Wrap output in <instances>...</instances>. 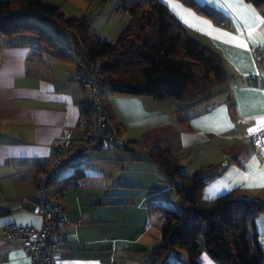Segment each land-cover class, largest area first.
Returning a JSON list of instances; mask_svg holds the SVG:
<instances>
[{
  "label": "crops",
  "instance_id": "0c3cea01",
  "mask_svg": "<svg viewBox=\"0 0 264 264\" xmlns=\"http://www.w3.org/2000/svg\"><path fill=\"white\" fill-rule=\"evenodd\" d=\"M162 1L192 38L220 55L226 81L195 105L159 102L152 96L105 95L123 129L121 136L127 143L136 142V148L93 152L89 162L78 167L87 178L92 174L86 168L104 171L113 165L125 173L135 166L147 182L142 184L156 191L155 180L161 176L147 148L160 144L180 157L187 175L216 166L207 176L206 199L235 188L264 199V146H256L252 139L264 125V82L259 79L262 75L264 80V61L258 63L254 56L256 48L264 47V8L246 0H195L213 10L216 18L183 0ZM34 39L29 34L0 33V182L1 193L7 192L1 196L0 211L8 212L1 218V229L9 223L42 225L43 217L36 210L40 176L55 159L53 141L63 127L78 123L88 101L76 77L78 58L53 56ZM78 167L61 172L52 187L69 214L58 264H152L150 253L158 246L160 234L153 242L141 233L133 235V219L120 225L117 219L93 217L85 208L65 204L70 189H84L82 178L63 190L61 181ZM6 178L13 190L3 183ZM165 183V191H171L172 184ZM257 227L262 238L264 214L258 217ZM202 262L218 264L208 254H203ZM0 264H29L23 244L6 241L2 232Z\"/></svg>",
  "mask_w": 264,
  "mask_h": 264
},
{
  "label": "trees",
  "instance_id": "16d2710c",
  "mask_svg": "<svg viewBox=\"0 0 264 264\" xmlns=\"http://www.w3.org/2000/svg\"><path fill=\"white\" fill-rule=\"evenodd\" d=\"M183 1L217 18L213 10L195 0ZM246 1L264 8V0ZM115 9L131 15L115 42L104 41L90 31L86 16L69 18L60 6L46 0L0 1V33H32L40 49L72 59L67 43L56 40L53 33L37 22L51 20L58 31L72 38L77 58L82 57L90 68L99 67L105 94L109 89L117 95L152 96L159 102L174 100L195 105L226 81L220 55L192 38L164 1L122 0ZM104 105L109 127L121 136L123 129L115 121L106 98ZM90 108L88 100L82 112L90 114ZM135 143L126 142L124 149H135ZM147 153L179 199V209L162 203L149 206L162 220L159 244L150 253L152 264H203V254L218 264H264V247L257 227L258 217L264 214V199L240 188L206 199L207 176L216 166L202 167L187 175L180 157L162 145L147 148ZM84 177V169L78 167L61 181L63 190L77 185ZM7 213L0 211V221Z\"/></svg>",
  "mask_w": 264,
  "mask_h": 264
},
{
  "label": "rangeland",
  "instance_id": "374dc122",
  "mask_svg": "<svg viewBox=\"0 0 264 264\" xmlns=\"http://www.w3.org/2000/svg\"><path fill=\"white\" fill-rule=\"evenodd\" d=\"M46 1L51 5L60 6L63 13L69 18H81L86 16L89 20L90 31L98 34L104 41H117L120 33L127 27L131 19L129 13L115 9L122 0ZM37 22L40 26L53 33L56 40H59L61 43L62 41L67 43V50L72 55V58L75 59L77 57L72 48H70L75 46L71 37L58 31L51 20L38 19ZM29 35L34 36V40L38 41L36 35L32 33H29ZM105 95L110 97L113 94L107 89ZM86 169L88 173L92 175L81 180L84 189H70L64 196L65 204L67 206L70 205L73 208H85V210L89 211L90 215L93 217H108L113 219V221L114 219H117V222L120 225H124L123 223L127 220L133 219V221L136 222L135 228H131L133 235L141 233L142 237H147L155 242V235L160 234L162 220L158 213L150 211L147 204L148 201H150V204L162 202V204L173 209H179V199L176 195V191L172 187L170 189L171 191H165V181L167 184H169L170 181L159 167H157L156 170L161 177L155 180V183L158 186V190L156 191H152L149 186L142 184L147 182L141 179L139 169L135 166H131V168L127 169L125 173H120L119 169L113 165L106 166L104 171L100 168L93 171L90 170V168ZM71 171H74L72 166L65 169L60 175L70 173ZM146 172H148V170H146ZM111 175H113V179L111 178ZM8 178H6L3 183L6 182L10 185L9 188L12 189V183ZM164 178H166V180ZM6 193L7 192H0V199L1 196H5ZM9 193V195H14L13 193L15 192L9 191ZM13 201H19V199L14 198ZM111 223L113 222L108 224ZM145 228L148 234L145 233ZM1 232L2 229L0 228V233ZM261 239L264 247V236H262Z\"/></svg>",
  "mask_w": 264,
  "mask_h": 264
},
{
  "label": "built area",
  "instance_id": "2783aa9c",
  "mask_svg": "<svg viewBox=\"0 0 264 264\" xmlns=\"http://www.w3.org/2000/svg\"><path fill=\"white\" fill-rule=\"evenodd\" d=\"M256 62L264 61V47L254 51ZM77 80L88 94L90 114L82 112L75 125L63 127L53 141L55 159L42 172L39 179L37 212L43 223L21 226L9 223L2 227V237L9 242H21L29 258V264H58L57 251L65 241L63 227L69 221V214L61 199L52 190L58 175L68 167L87 164L93 152L112 147L124 149L126 141L109 127V118L104 105L105 87L99 78V67L90 68L78 57ZM263 84L262 75H259ZM256 146H264V125L252 135Z\"/></svg>",
  "mask_w": 264,
  "mask_h": 264
}]
</instances>
